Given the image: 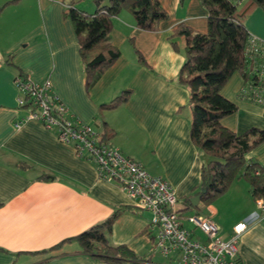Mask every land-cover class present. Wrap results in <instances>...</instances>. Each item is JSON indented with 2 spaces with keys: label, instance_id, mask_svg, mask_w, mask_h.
I'll return each instance as SVG.
<instances>
[{
  "label": "crops",
  "instance_id": "0c3cea01",
  "mask_svg": "<svg viewBox=\"0 0 264 264\" xmlns=\"http://www.w3.org/2000/svg\"><path fill=\"white\" fill-rule=\"evenodd\" d=\"M157 2L167 19L153 32L137 29L128 12L111 18L108 43L119 56L86 92L77 39L65 11L72 6L92 14V0H0V264H104L76 253L74 242L50 249L119 207H134L114 182L97 178L92 162L77 158L71 145L17 108L18 73L38 84L48 81L67 108L65 117L99 134L104 122L114 132L104 143L164 179L177 205L182 207V199L198 186L203 159L189 140L188 93L175 81L184 60L183 39L170 37L179 24L205 33L206 13L198 0ZM246 2L239 0V7ZM244 22L248 35L264 41L263 11L252 9ZM134 50L146 66L137 63ZM242 85L241 75L234 73L221 89L236 112L220 124L235 135L251 128L264 131L263 108L238 97ZM124 90L131 93L123 105L100 109ZM244 160L245 167L262 166L264 141ZM253 212L247 182L240 177L203 213L227 239L232 226ZM143 213L136 209L120 215L107 235L109 244L124 245L143 259L140 264H176L177 257L152 249L154 236ZM193 237L203 241L197 232ZM236 249L241 264H264V220L241 234Z\"/></svg>",
  "mask_w": 264,
  "mask_h": 264
},
{
  "label": "trees",
  "instance_id": "16d2710c",
  "mask_svg": "<svg viewBox=\"0 0 264 264\" xmlns=\"http://www.w3.org/2000/svg\"><path fill=\"white\" fill-rule=\"evenodd\" d=\"M92 0L94 11L86 14L69 6L65 11L78 43V54L87 92L102 73L118 58V51L108 43L111 18L121 11L128 12L134 26L142 31H155L167 14L157 0ZM206 13V32L196 33L184 25H177L172 37L183 39L184 60L180 66L176 83L188 93L190 109L189 140L203 159L199 172V184L191 196L182 199L184 212L204 215L206 207L226 193L231 183L245 178L252 199L264 198V179L255 175L262 166L245 167L244 157L264 141V131L254 128L235 135L221 126L220 121L236 112V107L220 95L221 89L234 73H239L243 85L238 93L240 99L253 103L251 91L259 88L264 96V81L259 82L255 71L243 58L248 33L244 19L252 9L264 12V0H247L239 9V0H198ZM183 0H179L181 5ZM249 5L247 11L245 6ZM238 8V9H237ZM134 54L142 66H146L140 54ZM9 56L7 59H10ZM8 63V61H6ZM9 64V63H8ZM18 73L14 79L24 80ZM250 93L249 96L244 93ZM129 90L120 92L102 110H114L123 105L130 96ZM24 104L19 109L33 112L32 101L23 96ZM263 108L264 117V104ZM101 141L108 142L114 132L104 122L101 124ZM242 171V174H240ZM204 191V193H201ZM199 195L198 204L192 207L189 199ZM130 206L119 207L102 222L88 228L72 238L63 240L50 250L59 249L64 243L74 242L78 254L92 257L104 264H140L143 259L124 245L112 246L107 235L120 215L135 213ZM238 262V261H237Z\"/></svg>",
  "mask_w": 264,
  "mask_h": 264
},
{
  "label": "built area",
  "instance_id": "2783aa9c",
  "mask_svg": "<svg viewBox=\"0 0 264 264\" xmlns=\"http://www.w3.org/2000/svg\"><path fill=\"white\" fill-rule=\"evenodd\" d=\"M243 58L255 71L259 82H263L264 41L248 35ZM14 83L19 92L17 108L23 106V96L36 107L33 112H27L28 119L53 131L59 142L71 145L77 158L94 164L98 179L114 182L134 201L137 210L148 214L147 229L154 236L152 249L155 252L163 257H177L176 264H241L236 245L250 225L264 220V198L253 199L254 212L246 221L233 225L230 236L222 239L209 217L179 216L181 213L174 212L177 198L164 179L151 176L140 164L106 145L100 140V134L87 125L65 117L67 108L52 94L48 81L38 84L25 74L23 81L14 79ZM260 91L259 88L251 91L253 103L259 106L264 104ZM244 94L249 96L250 93ZM255 175L264 179V164ZM194 232L200 234L203 241L195 239Z\"/></svg>",
  "mask_w": 264,
  "mask_h": 264
},
{
  "label": "water",
  "instance_id": "95a60500",
  "mask_svg": "<svg viewBox=\"0 0 264 264\" xmlns=\"http://www.w3.org/2000/svg\"><path fill=\"white\" fill-rule=\"evenodd\" d=\"M201 193H204V191H201ZM198 200H199V195H195L189 199V203L192 207H195L198 204ZM182 211H185L183 207L179 205H175L174 212H182Z\"/></svg>",
  "mask_w": 264,
  "mask_h": 264
},
{
  "label": "rangeland",
  "instance_id": "374dc122",
  "mask_svg": "<svg viewBox=\"0 0 264 264\" xmlns=\"http://www.w3.org/2000/svg\"><path fill=\"white\" fill-rule=\"evenodd\" d=\"M83 2H84V3H88L89 0H83ZM244 4H245V3H244ZM244 4H243V5H244ZM243 5H241V6L239 7V9H240ZM248 6H249V5H246V6H245L244 11H247ZM88 9H90V8H88ZM237 9H238V8H237ZM88 11H90V10H87V12H88ZM244 21H245V19H244ZM244 21H243V24L245 23ZM186 213H187V214H184L183 216L193 214L192 211H187ZM146 214H147V213H143V215H146ZM199 239H200V238H199Z\"/></svg>",
  "mask_w": 264,
  "mask_h": 264
}]
</instances>
